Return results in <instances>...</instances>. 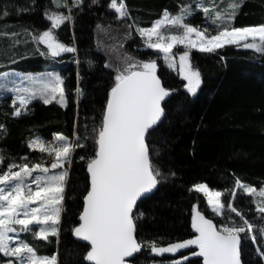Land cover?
<instances>
[{
	"label": "trees",
	"instance_id": "trees-1",
	"mask_svg": "<svg viewBox=\"0 0 264 264\" xmlns=\"http://www.w3.org/2000/svg\"><path fill=\"white\" fill-rule=\"evenodd\" d=\"M216 1H221L219 10L230 3L213 0ZM125 3L130 16L121 20L108 7L110 0H98L96 4L84 0L82 8L72 9L73 19L56 29L61 42L76 48L75 53L66 52L59 58L66 105L34 99L26 110L21 109V115L14 116L11 96L0 97V125H4L0 129V154L5 157L0 172L9 163L25 162V157L30 166L52 161L47 152L29 147L28 141L35 136L54 141V134L62 133L83 145L75 149L68 165L59 239L49 236L44 240L32 235L27 239L38 255L58 254V264H88L83 258L87 245L78 242L71 229L78 222L88 186L87 158L93 155L94 148L92 129L102 118L115 67L122 64L124 57L156 60L157 75L163 85L174 89L163 102L165 115L148 138L161 177L154 193L137 203L136 210L144 213L138 220V239L155 240L158 246H167L191 238L193 205L215 223L225 222V215L211 212L202 193L193 189L198 183L220 191L226 205L231 203L254 224L263 222L251 196L236 189V198L232 199L231 190L236 178L257 189L264 187V54L236 44H225L211 53L191 51L192 64L201 72L202 83L196 94L190 96L183 87L184 81L164 63L159 52L146 47L136 28L150 27L165 8L173 14L181 4L195 8L194 0H125ZM48 9L57 10L51 0H0V33L19 34L15 38L19 43L11 36L0 35V72L39 73L49 65V55H41L46 47L42 43L37 46L29 34L50 27L44 15ZM59 10L68 13L67 8ZM5 11L7 16L3 15ZM204 17L196 10L187 22L200 29L210 28L215 34V26L207 24ZM260 24H264V0H243L231 26ZM106 64L113 67H105ZM77 86L83 90L79 99ZM81 156L85 159L81 160ZM231 215L241 222L236 213ZM257 246L264 248V241L258 239L254 244L250 239H242V258L251 264H264L257 256ZM193 251L198 249L191 246L176 253L153 254L145 247L135 255L138 264H171L182 256L188 257L182 264H203L202 257L191 255Z\"/></svg>",
	"mask_w": 264,
	"mask_h": 264
},
{
	"label": "snow or ice",
	"instance_id": "snow-or-ice-1",
	"mask_svg": "<svg viewBox=\"0 0 264 264\" xmlns=\"http://www.w3.org/2000/svg\"><path fill=\"white\" fill-rule=\"evenodd\" d=\"M51 2L57 10L44 12L50 27L29 34L37 46L41 43L46 46L41 55L55 58L65 52L75 53V47H69L58 39L56 29L73 19L72 9L82 8L84 0H72L71 4L68 0ZM91 2L96 4L98 0ZM242 3L243 0H230L229 10L224 12L212 0H196L195 8L191 4H181L175 14L165 8L162 16L150 27L137 26L136 31L144 38L146 47L163 53L165 64L178 70L187 81L183 87L195 95L202 77L192 64V49L211 53L225 44H236L264 54V24L231 26ZM108 7L115 10L118 19L130 16L125 0H110ZM63 8L68 9L67 14L59 10ZM196 10H202L215 26V34L210 28L200 29L186 22ZM3 15L7 16L8 12ZM24 31L28 32L27 29ZM0 35L11 36L15 43H19L15 39L18 33L3 32ZM177 45H183L185 49L179 53L178 62L173 53ZM105 67L112 68L113 65L106 64ZM157 69L154 59L135 60L132 57L122 58V64L115 67L102 118L92 129L94 148L93 155L87 158L88 186L78 222L71 229L75 237L87 242L83 258L88 264H138L135 254L145 247L150 248L153 254H163L195 246L198 251L191 252V255L202 257L203 264H251L242 258V239H250L254 244L258 239L264 241V222H251L231 203L226 205L221 200L222 193L210 189L206 183L194 184L193 188L204 193L214 213L225 215V222L215 223L193 205L191 229L194 235L191 238L171 242L166 247L158 246L155 240L138 239V220L144 213L136 210L137 202L157 188L161 177L160 169L153 161L148 138L150 130L165 115L162 102L174 91L163 85ZM0 77H3L0 89L15 94L12 100L14 116L21 115V109L26 110L27 104L37 97L48 104L57 99L58 94L59 102L66 105L64 78L59 73L20 76L13 71L0 72ZM79 79L77 72L78 84ZM75 91L79 99L83 90L77 86ZM3 127L0 125V129ZM29 147L38 148L41 153L47 152L53 160L49 166L42 162L30 166L25 157V162L9 163L7 169L0 172V253L9 257L5 264H58V254L38 255L29 242L20 238V233L33 231V226H37L39 230L35 236L44 240L49 236L59 239L69 174L68 168L63 166L71 165L72 153L83 145L62 133H55L54 141L35 138L29 141ZM4 159L0 154V164ZM236 189L260 198L255 201L256 211L264 221V187L257 189L236 178L235 187L231 190L232 199L236 198ZM226 207L228 213L224 212ZM231 213H236L241 222L238 223ZM256 253L260 260H264V248L257 246ZM187 259V256H182L171 264H182Z\"/></svg>",
	"mask_w": 264,
	"mask_h": 264
},
{
	"label": "rangeland",
	"instance_id": "rangeland-1",
	"mask_svg": "<svg viewBox=\"0 0 264 264\" xmlns=\"http://www.w3.org/2000/svg\"><path fill=\"white\" fill-rule=\"evenodd\" d=\"M69 1H72V0H68V2ZM212 2H213V0H212ZM214 4H215V6L216 7H218V5L220 4L221 5V1H216V2H213ZM194 4H196V0H194ZM221 7H223V6H221ZM229 9H228V7L226 6L225 8H222V9H220V11H222V12H224V11H228ZM197 11H201L202 13H203V11L202 10H197ZM203 15H204V13H203ZM205 16V15H204ZM188 18H190V16L189 17H187V19ZM205 19H207L206 17H204ZM187 19H186V22H187ZM207 24H211V21L210 20H208L207 19ZM188 23V22H187ZM195 27V26H194ZM173 31H175V29H173ZM138 34H139V32H138ZM139 37L143 40V42H144V38L143 37H141L140 36V34H139ZM250 42V41H249ZM243 42H241V44H242ZM45 46V45H44ZM46 47V46H45ZM155 51H157V52H159L161 55H162V57H163V59H164V56H163V53L162 52H160L158 49H154ZM185 49H184V46L183 45H177L174 49H173V53L176 55V59H177V62H178V60H179V53H181L182 51H184ZM193 50H199L198 48L197 49H192L191 51H193ZM66 53V52H65ZM65 53H62L60 56H58V57H55V58H53V57H51L50 55H49V60H50V62H49V65L45 68V70H43L42 72H39V73H22V72H20V71H15V70H8V71H4V72H15L16 74H18V75H20V76H23L24 74H28V75H37V74H45V75H47V74H49V73H53V72H56V73H59V71H58V69H59V66L62 64V61L59 59L61 56H63V54H65ZM164 63H165V61H164ZM170 69H172V68H170ZM172 71L173 72H175L176 74H177V76L180 78V79H182L183 81H184V83L186 84L187 83V81H185L184 79H183V77L182 76H180L179 75V73H178V70H176V69H172ZM3 82V77H0V83H2ZM17 83L19 82L18 80L16 81ZM12 85H11V83L9 84V87H11ZM186 90V92H187V89H185ZM188 93V92H187ZM190 96H193V94H190V93H188ZM5 95H9V96H11V98H12V100H13V98H14V93H12V92H9V91H4L3 89H0V97H2V96H5ZM35 99H38V100H41L42 102H43V100L41 99V98H39V97H37V98H35ZM34 100V99H33ZM52 101H56V102H58V103H60L59 102V95L57 94V99H55V100H52ZM61 104V103H60ZM62 105V104H61ZM17 106H19V104H18V102H17ZM35 138H39V137H37V136H35V137H32L29 141H32L33 139H35ZM29 141H28V145H29ZM33 149V148H32ZM36 149H38V148H36ZM49 157H50V155H49ZM52 160H53V157H52ZM52 162V161H51ZM51 162H49V164L48 165H46V166H49L50 164H51ZM63 167H66V168H68V165L67 164H65ZM53 171H55V170H53ZM194 189V188H193ZM200 193H202V192H200ZM245 194H247V195H250V194H248V193H245ZM202 195L204 196V198L206 199V202H207V197L204 195V193H202ZM251 196V195H250ZM251 198H252V201H253V203H254V205H255V207H256V203H255V201L257 200V199H260L259 197H253V196H251ZM221 200L223 201V198H222V196H221ZM207 205H208V203H207ZM208 207H209V209L211 210V212H213V209H212V207L210 206V205H208ZM228 210V208L226 207L225 209H224V211H227ZM214 213V212H213ZM214 214H216V213H214ZM216 215H219V216H224V215H220V214H216ZM264 222V221H263ZM17 227H19V226H17ZM38 227L37 226H33V231H30V232H27V233H20V238L21 239H23V240H26L27 241V239L32 235V236H34V237H37V236H35L34 235V233L35 232H38ZM40 238V237H39ZM43 239V238H42ZM28 242V241H27ZM0 264H5V262L9 259V257H5L4 255H3V253H0Z\"/></svg>",
	"mask_w": 264,
	"mask_h": 264
},
{
	"label": "water",
	"instance_id": "water-1",
	"mask_svg": "<svg viewBox=\"0 0 264 264\" xmlns=\"http://www.w3.org/2000/svg\"><path fill=\"white\" fill-rule=\"evenodd\" d=\"M167 98H168V97H166L165 100H166ZM165 100H164V101H165ZM164 101H163V102H164ZM163 102H162V104H163ZM162 118H163V117H162ZM161 120H162V119H161ZM160 122H161V121H160ZM160 122H159V123H160ZM159 123H158V125H159ZM158 125H157V126H158ZM157 126H155V127H157ZM155 127H154V128H155ZM150 131H151V130H150ZM157 186H158V185H157ZM156 189H157V188H156ZM156 189H154L152 193H154V191H155ZM152 193H151V194H152ZM151 194H150V195H151ZM148 196H149V195H148ZM148 196H147V197H148ZM141 199H144V198H141ZM141 199H140V200H141ZM140 200H139V201H140ZM139 201H138V202H139ZM138 202H137V203H138ZM82 206H83V198H82ZM81 210H82V208H81ZM78 217H79V216H78ZM75 238H76V240H77L78 242L87 245V242L82 241V240H80V239L77 238V237H75ZM87 246H88V245H87ZM165 247H166V246H165ZM181 250H185V249H181ZM178 251H180V250H178Z\"/></svg>",
	"mask_w": 264,
	"mask_h": 264
},
{
	"label": "flooded vegetation",
	"instance_id": "flooded-vegetation-1",
	"mask_svg": "<svg viewBox=\"0 0 264 264\" xmlns=\"http://www.w3.org/2000/svg\"><path fill=\"white\" fill-rule=\"evenodd\" d=\"M45 164V163H44ZM45 165H48V164H45Z\"/></svg>",
	"mask_w": 264,
	"mask_h": 264
},
{
	"label": "bare ground",
	"instance_id": "bare-ground-1",
	"mask_svg": "<svg viewBox=\"0 0 264 264\" xmlns=\"http://www.w3.org/2000/svg\"><path fill=\"white\" fill-rule=\"evenodd\" d=\"M32 57V56H31Z\"/></svg>",
	"mask_w": 264,
	"mask_h": 264
}]
</instances>
